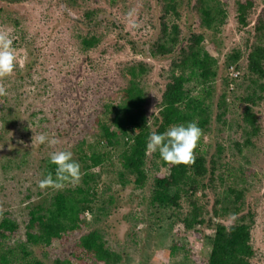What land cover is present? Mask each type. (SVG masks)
<instances>
[{"label": "rangeland", "instance_id": "rangeland-1", "mask_svg": "<svg viewBox=\"0 0 264 264\" xmlns=\"http://www.w3.org/2000/svg\"><path fill=\"white\" fill-rule=\"evenodd\" d=\"M70 3L72 7H67L65 0H0V27L12 29L14 47L24 60L23 69L17 66L13 75L0 80L8 93L0 96V207L3 209L0 220L7 215L19 224L17 232L0 246L11 248L15 256L22 258L25 256L22 247L26 244L31 253L29 258L35 257L44 264H54L57 258H72L73 254L79 258L72 264H101L76 248L81 234L98 229L107 246L121 255V264H204L211 251L210 237L214 230L203 227L199 232L185 231L176 221L175 210H159L151 204L157 172L151 154L149 180L139 188L132 177L121 179L117 153L112 151L104 166L95 170L97 176L92 185L97 192L96 201L93 211L84 215L83 229L65 240H54L48 247L27 244L26 222L31 205L49 201L58 191L39 187V181L47 176L49 154L70 150L73 159L80 163V146L85 148L96 141L99 117L111 118L104 114L105 104L118 102L114 94L125 82L121 70L135 61L152 65L143 85L149 95L148 113H155L171 63L169 57L157 60L137 53L129 43L135 41L143 47L142 44L158 36L161 11L158 0H70ZM257 6V12H263L264 0H257ZM91 8L99 9L103 18L97 27L89 26L84 20V11ZM227 8L229 17L217 39L218 46L212 47L219 60V76L215 83L213 123L205 134L206 142L203 139L209 155L216 153L217 142L226 148L218 172L224 173L226 180L217 178L214 189L184 195L182 212L190 209V200L196 197L211 206L215 192H224L235 176L246 179L247 202L256 213L252 228L256 250L253 264H264V103L257 108L262 134L256 146L242 153L234 145L240 138L236 122L242 105L233 103L232 93L227 123L215 118L222 78L227 75L224 58L241 43L235 0H227ZM186 18L182 21L184 32L185 25H189ZM191 21V27H196L194 19ZM89 32L102 35V41L87 51L82 47L81 36ZM41 133L57 138L60 143L49 146L33 142V136ZM159 171L168 173L164 167ZM81 182L67 184L63 189L75 188ZM173 244L180 247L171 255Z\"/></svg>", "mask_w": 264, "mask_h": 264}, {"label": "trees", "instance_id": "trees-1", "mask_svg": "<svg viewBox=\"0 0 264 264\" xmlns=\"http://www.w3.org/2000/svg\"><path fill=\"white\" fill-rule=\"evenodd\" d=\"M158 2L161 7L158 36L142 44L143 47L129 41L137 53L157 60L164 57L171 59L157 111L149 115V95L143 85L145 77L152 72V65L143 60L126 65L121 70L125 82L114 94L118 102L105 104L104 114L111 115V118L99 117L96 141L85 148L80 146L78 151L82 182L75 188L58 190L49 201L31 205L26 222L28 245L48 247L54 240H65L71 233L83 229L86 225L84 215L93 211L96 201L97 192L92 185L96 181V169L104 166L112 151L117 153L121 179L132 177V182L143 188L149 180L150 154L146 145L151 131L162 133L171 125L197 121L204 134L210 132L214 117L215 83L219 76V60L212 47L218 46L217 39L229 17L227 0ZM65 4L72 7L70 0H65ZM257 7V0H235L241 43L224 58L223 68L227 75L222 78V90L216 105L215 118L223 124L227 123L232 103L230 93L233 94V103L242 105L236 122L240 138L234 141L239 153L256 146L263 131L257 108L264 103V11L258 13ZM98 15L99 9H87L84 20L89 26L97 27L103 20ZM185 16L189 24L185 25L186 32L182 22ZM192 19L196 27H191ZM101 41L102 35L97 33L89 32L81 36L82 47L87 51L96 48ZM207 41L209 44H206ZM231 66L239 72L235 78L230 75ZM232 83L234 87L231 89ZM148 120L151 121V128L148 127ZM225 149L222 143L217 142L216 153L209 155L202 137L196 149L195 163L189 165L169 164L160 157L159 151L151 153L157 172L150 202L159 210H175L176 221L183 225L185 231L199 232L203 227L213 228L211 251L204 264H253L256 250L252 243V228L256 213L247 202L249 189L246 179L235 176L237 180L229 181L224 192H215L211 206L196 197L190 200V209L182 212L184 195L193 196L201 190L214 189L217 178L225 182V174H218L223 166L221 159ZM160 167L167 168L168 173L160 172ZM55 169L56 165L47 159L46 174L51 172L55 177ZM18 228L19 224L7 215L1 218L0 245L11 238ZM179 247L173 244L170 254H175ZM76 248L97 263L122 262L121 255L107 246L98 229L81 234ZM22 252L25 256L19 258L11 248L2 246L0 264H44L40 259L29 258L31 253L26 244ZM77 258V254H73L72 258H57L54 264H72Z\"/></svg>", "mask_w": 264, "mask_h": 264}, {"label": "clouds", "instance_id": "clouds-1", "mask_svg": "<svg viewBox=\"0 0 264 264\" xmlns=\"http://www.w3.org/2000/svg\"><path fill=\"white\" fill-rule=\"evenodd\" d=\"M132 13H129L131 16ZM135 26V25H134ZM17 66L24 68V60L14 47L12 29L0 27V80L14 74ZM7 90L3 83H0V96H6ZM148 127L151 128V121L148 120ZM207 140L203 129L197 121H190L187 124H174L162 133L151 131L147 140L146 151L148 154L159 151L160 157L169 164H193L196 160V149L201 138ZM33 142L40 144L47 143L55 146L60 141L49 138L45 133L33 136ZM50 162L56 165L55 177L50 172L44 179L39 181L41 189L54 188L63 189L67 184L76 185L82 179L81 164L73 159V152L70 150H56L49 154ZM3 209L0 207V212Z\"/></svg>", "mask_w": 264, "mask_h": 264}, {"label": "built area", "instance_id": "built-area-1", "mask_svg": "<svg viewBox=\"0 0 264 264\" xmlns=\"http://www.w3.org/2000/svg\"><path fill=\"white\" fill-rule=\"evenodd\" d=\"M230 75L231 77H234V78L239 75V72L235 70L234 66L230 67ZM233 87H234V84L232 83L230 88L232 89Z\"/></svg>", "mask_w": 264, "mask_h": 264}]
</instances>
